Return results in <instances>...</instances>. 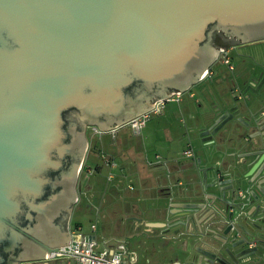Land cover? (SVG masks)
I'll use <instances>...</instances> for the list:
<instances>
[{
  "label": "water",
  "instance_id": "95a60500",
  "mask_svg": "<svg viewBox=\"0 0 264 264\" xmlns=\"http://www.w3.org/2000/svg\"><path fill=\"white\" fill-rule=\"evenodd\" d=\"M214 22L239 44L262 41L264 0H0V237L5 221H13L24 204L15 193L38 194L45 181L36 173L57 165L48 152L62 133L60 112L85 100L94 107L106 95L112 102L122 97L129 69L144 81L165 82L171 93L187 91L210 64L208 48L199 41ZM8 30L16 40L12 45L5 37ZM263 83L264 76L243 92L257 95ZM237 116V106L216 110L212 125L200 132L203 142H211L234 118L253 130L243 137L251 150L237 156L231 172L207 183L214 167L199 169L211 209L198 218V205H178L183 220L169 224L173 234L151 237L192 241L183 261L175 264H264V117L251 113L245 121ZM53 183L60 185L58 179ZM29 208L38 217L29 212L28 220L38 224L27 226L30 237L10 264L45 258V249L49 254L70 240L71 209L60 216L62 206L47 201L29 202ZM7 262L0 256V264Z\"/></svg>",
  "mask_w": 264,
  "mask_h": 264
},
{
  "label": "crops",
  "instance_id": "0c3cea01",
  "mask_svg": "<svg viewBox=\"0 0 264 264\" xmlns=\"http://www.w3.org/2000/svg\"><path fill=\"white\" fill-rule=\"evenodd\" d=\"M230 49L232 71L222 64L215 65L198 83L182 92L178 102L170 101L160 108L158 114L166 119V126L162 129L163 142L166 143L164 147L155 144L152 150H146L144 146L142 148L138 143L130 142L126 139V132L122 131L128 127L125 125L107 130L98 128L100 133L92 132L93 137H100L101 144L98 145L94 139L92 160L89 162L85 159L83 173L89 181L86 184V195L94 196V192L100 195L99 203L93 204L95 220L90 223L95 225V230H90V225L84 226L80 219H73L71 208L67 221L69 238L70 231L80 226L81 233L94 239L100 248L112 249L120 243L126 244L129 252L134 255L133 264H175L183 261L192 241L188 242L183 237L173 241H155L151 237L164 231L167 236L173 234L174 229L169 224L183 220L176 213L178 205H198V218L211 209L205 199L206 192L199 169L214 167L207 172V183L218 176L216 170L220 163L224 170L220 178L225 171L231 172V167L238 161L237 156L251 150L245 145L243 137L253 130L237 123L234 118L213 135L211 142H203L200 132L212 125L216 119V110L225 111L232 106H237V117L245 121H249L251 113L264 117V83L257 95L243 92L248 85L257 84L264 76V40L231 45ZM237 67L242 68L238 73ZM176 121L183 124V129H173ZM145 126L134 135L142 133ZM181 136L187 139L178 145V154L168 156L174 147L169 140L180 141ZM103 138L107 139L103 141ZM187 147L192 150V159L182 156V151ZM156 156L162 161L158 163ZM103 158L113 162L114 167L106 165ZM197 160H200V165H197ZM102 166L107 169L104 175ZM102 180L106 182L103 187ZM244 191L245 188H242L239 194L244 195ZM159 223L165 224V227H150V224ZM58 247L62 246L50 249ZM45 252L47 254V249ZM18 264L74 262L66 257L52 260L43 257L18 260Z\"/></svg>",
  "mask_w": 264,
  "mask_h": 264
},
{
  "label": "flooded vegetation",
  "instance_id": "af4514ba",
  "mask_svg": "<svg viewBox=\"0 0 264 264\" xmlns=\"http://www.w3.org/2000/svg\"><path fill=\"white\" fill-rule=\"evenodd\" d=\"M8 31L5 37L12 45L16 40L14 36H12V32L10 30ZM216 31L221 32L225 40L233 38L219 31L216 22L207 24L206 28L203 30V39L199 41L200 46L206 44L208 48L207 55L211 57L210 64L204 75L208 74V71L215 65H218L220 48L216 44L219 39L214 37ZM197 40L198 39H196V41ZM228 48H230V46ZM134 66L135 64H129L127 67L131 68ZM126 78H128L129 81L121 86L122 97H118L113 102L110 101V98L106 95L100 99V104L98 103L92 107L88 106V102L84 99V104L79 105L74 103L71 104L74 107L68 105L65 110L60 112L63 123H61L59 127L62 133L59 134L58 140L50 147L48 152L50 158L56 161L57 165L54 168L45 167L39 170L35 175L37 178H41L45 181V183L42 184L43 186L48 182V179L51 178L49 188L47 189V195L44 199H41L46 191L42 185L40 186L38 194L16 192L14 195L19 202H24L25 207H21V211L24 210L22 218L19 219L18 217L20 211L13 221H5V232H3L0 237V247L2 246V251L7 254V264L11 263L10 259L14 257V252L18 251L17 253H19L20 250L17 249L19 247L23 248L24 240L29 239L30 229L27 226L29 224L32 226L38 224V220L35 219L38 217L36 212H34L33 217L35 218L33 221H29L27 218L30 212L29 202L35 201V203H39L47 201L49 204H59L62 206L60 216H63L77 201V195L80 194L82 189L81 178L84 172L83 162L88 152L89 139L92 137V125H97L99 128L129 121L130 118L139 115L137 113L141 110H149L160 98H166L168 94H172L171 91L173 88L165 82L160 80L150 82L144 81L134 76L130 69L126 72ZM126 96H128V98ZM125 126H127V124ZM65 135L68 136L69 140L67 143L61 144ZM192 157H189V159H192ZM161 161L160 159V162ZM63 163L67 164L66 168H62ZM52 171H58V174L52 176ZM222 171L224 170L220 163V166L218 165V170H216L218 179H221L220 173ZM227 172L225 171L224 175H226ZM56 179L60 181V185L54 187L53 182ZM23 219L29 222L25 227L20 226V222ZM13 229H15L18 234H12Z\"/></svg>",
  "mask_w": 264,
  "mask_h": 264
},
{
  "label": "built area",
  "instance_id": "2783aa9c",
  "mask_svg": "<svg viewBox=\"0 0 264 264\" xmlns=\"http://www.w3.org/2000/svg\"><path fill=\"white\" fill-rule=\"evenodd\" d=\"M230 48H225L223 51H219L220 63L225 66L229 71L233 70V66L230 61ZM181 92L172 93L169 97L158 100L153 105V108L131 118L127 126L131 129V132L136 134L144 127L146 121L149 119L150 114H157L160 111V108L167 102L170 101H179L181 97ZM93 132H99L98 129H93ZM182 156L189 158L193 156L192 150L187 147L182 151ZM157 162H160V157H155ZM104 159V158H103ZM104 163L108 166L114 167V163L104 159ZM111 178V175L108 176V179ZM90 230H95V225H90ZM98 249V250H97ZM100 245L88 236L81 233V227L77 226L74 230L70 231V240L68 244L62 247H58L57 251H51L49 254L45 255L46 260L59 259L66 257L74 262V264H133L135 261L134 255L129 252L126 245L120 243L112 249L107 247H102L100 250ZM69 252V253H64ZM75 253V254H71ZM79 254V255H76ZM84 255V256H81ZM87 256V257H85ZM91 257V258H88ZM94 258V259H92ZM97 259V260H95ZM101 260V261H99ZM104 261V262H102Z\"/></svg>",
  "mask_w": 264,
  "mask_h": 264
},
{
  "label": "rangeland",
  "instance_id": "374dc122",
  "mask_svg": "<svg viewBox=\"0 0 264 264\" xmlns=\"http://www.w3.org/2000/svg\"><path fill=\"white\" fill-rule=\"evenodd\" d=\"M220 61V60H219ZM218 61V65L221 64ZM242 69V68H240ZM239 67L236 68V72L238 73V70H240ZM177 112V111H176ZM177 117L180 118V115L177 114ZM128 123V121H126ZM145 128L142 130V133L138 134V135H133V133L131 132V129L128 127L123 128V132H126V139L129 140L130 142H134V143H138V145H140V147L146 149V150H152L153 145H158L160 147H164V145L166 144L165 142H163V127L166 126V119L157 114H150L149 119L146 121L145 123ZM93 128V127H92ZM183 129V124H179L178 121H176L173 129ZM182 137V136H181ZM94 139L97 140L98 145L101 144V139L100 137L97 135V137L95 138V136L91 137L89 139L88 142V152L85 156V159H87L89 162L92 160L91 156H92V152H93V141ZM106 140L107 138H103ZM186 137H182V139L180 141H176V140H169L170 143H172V145L174 146L173 149L170 151L169 155L170 157L176 156L179 150H177L180 146V144L182 145L185 141H186ZM179 145V146H178ZM158 151V149H157ZM161 152H163V150H160ZM159 151V152H160ZM160 152V153H161ZM167 154L168 152L165 151ZM87 164V163H86ZM103 167V166H102ZM102 175H104L107 171L106 168L103 167L102 169ZM100 179V177H99ZM88 179H86V177L83 176L81 178V183H82V189L80 194L78 195V199L77 201L74 203L72 209H73V219H80L82 224L86 227H88L91 223L92 220H95L94 215H95V209L93 208V204H98L99 203V199H100V195H98L97 192H94V196H91L90 194L86 195L87 192V183H88ZM106 182H104L102 180V187L105 185ZM90 209V212H88V210ZM94 209V210H93ZM74 222V220H73ZM112 243V242H111ZM109 243L108 245L112 246V244ZM101 249V248H100ZM99 249V250H100ZM98 250V249H97Z\"/></svg>",
  "mask_w": 264,
  "mask_h": 264
},
{
  "label": "trees",
  "instance_id": "16d2710c",
  "mask_svg": "<svg viewBox=\"0 0 264 264\" xmlns=\"http://www.w3.org/2000/svg\"><path fill=\"white\" fill-rule=\"evenodd\" d=\"M214 37L216 39H219L217 41V43H216L219 48H228L231 45L239 44V41L237 39H234V38H230L228 40H225V38L222 37V33L221 32H218V31L215 32ZM68 140H69L68 136L65 135V137L63 138V143H67ZM66 166H67V164L66 163H63L62 168H66ZM57 174H58V171H52V176H55ZM50 182H51V178H49L48 179V182L43 186L44 187V190H46V191H45L44 195L41 197V199H44L45 196L47 195V192H48L47 189L49 188ZM57 189H56V191H57ZM24 207H25V205L23 204L22 205V208H24ZM23 213H24V210H22L19 213V215H18L19 219L22 218ZM30 213H31L32 216L34 215V212H30ZM20 224H21L20 226L25 227L27 224H29V222H27L26 219H23L20 222ZM2 250H3V247L1 246L0 247V253H1V256L4 258V262H5V261L8 260V257H7V254L4 253ZM17 252L18 251H16L15 254H17Z\"/></svg>",
  "mask_w": 264,
  "mask_h": 264
}]
</instances>
